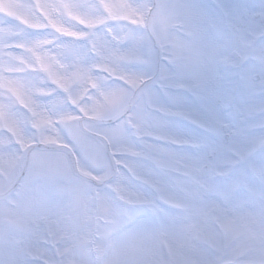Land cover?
<instances>
[{"label":"rangeland","instance_id":"1","mask_svg":"<svg viewBox=\"0 0 264 264\" xmlns=\"http://www.w3.org/2000/svg\"><path fill=\"white\" fill-rule=\"evenodd\" d=\"M30 2L0 0V68L24 50L20 27ZM179 2L193 19L191 30L203 29L211 38L219 63L231 61L224 48L264 39V0ZM71 38L78 39L75 32ZM254 54L264 50L257 47ZM62 55L78 59L73 47ZM191 64L192 86L178 91L170 129L152 141L159 152L143 161L137 190L99 180L92 163L102 168L103 161L94 146L86 152L92 163L79 166L81 185L42 188L7 157L0 137V264H90L120 227L107 205L117 192L131 202L124 230L137 233L133 243L140 244L147 264H220V254L233 264H264V138L248 134L243 93L232 86L231 75L224 73L217 86L201 78L198 54ZM161 70L167 74L166 66ZM61 105L58 100L56 107ZM91 132L105 140L120 136L119 127ZM69 189L87 197L69 201Z\"/></svg>","mask_w":264,"mask_h":264},{"label":"clouds","instance_id":"2","mask_svg":"<svg viewBox=\"0 0 264 264\" xmlns=\"http://www.w3.org/2000/svg\"><path fill=\"white\" fill-rule=\"evenodd\" d=\"M186 7L179 0H31L20 27L24 50L0 68V137L7 157L42 188L78 186L79 166L92 163L86 152L94 146L103 161L102 168L92 163L99 180L137 190L143 161L159 152L152 141L170 129L178 91L192 86L194 53L202 79L219 86L224 73L231 75L243 93L248 134L264 138V55L254 54L257 47L264 50V39L224 48L231 61L219 63L211 38L203 29L191 30ZM73 32L78 39L72 40ZM67 47L78 51V59L62 55ZM109 127H119L120 136L105 140L91 132ZM114 164L122 168L114 171ZM65 195L69 201L87 197L74 189ZM107 205L120 227L90 264H147L133 243L137 233L124 230L131 202L117 192Z\"/></svg>","mask_w":264,"mask_h":264}]
</instances>
